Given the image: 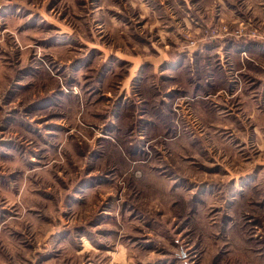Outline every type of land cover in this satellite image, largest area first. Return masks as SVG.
<instances>
[{
  "label": "rangeland",
  "instance_id": "374dc122",
  "mask_svg": "<svg viewBox=\"0 0 264 264\" xmlns=\"http://www.w3.org/2000/svg\"><path fill=\"white\" fill-rule=\"evenodd\" d=\"M247 1L0 0V264H264L244 87L205 89Z\"/></svg>",
  "mask_w": 264,
  "mask_h": 264
},
{
  "label": "crops",
  "instance_id": "0c3cea01",
  "mask_svg": "<svg viewBox=\"0 0 264 264\" xmlns=\"http://www.w3.org/2000/svg\"><path fill=\"white\" fill-rule=\"evenodd\" d=\"M212 2L215 9L210 12L215 17L229 18L232 17L234 22L240 19L242 14L241 5L234 2L228 3V0H208ZM184 6H175L174 13L169 12L172 21L176 24L186 23L188 26L191 20L187 18L189 12L181 9ZM245 15L251 18L256 23L261 22V27L264 30V0L247 1V8H245ZM243 11V12H244ZM179 17V18H178ZM209 51V59L206 64L207 72L217 78L218 83L214 85L211 83L205 87L208 92L207 96L214 95L217 99H223V91L229 87L232 93H240L244 87V91L240 94L246 97V106L241 109L235 118V122L240 124L244 120L249 119L254 122L252 131L247 132L244 129L243 133H248L247 138L259 145L260 149H264V39L261 37H242L239 36L220 40L213 46H206ZM244 55H247L244 57ZM171 64H174L171 63ZM214 73V74H212ZM220 74V78H218ZM233 76L234 78L230 77ZM223 76V77H222ZM212 78V77H211ZM231 78V79H230ZM242 81L245 83L243 84ZM240 89V91H239ZM227 99V98H226ZM219 102V101H217ZM206 107V105H203ZM202 106L200 107L201 110ZM241 108V107H240ZM248 111L245 119L241 116L242 111ZM203 113L207 108L202 109Z\"/></svg>",
  "mask_w": 264,
  "mask_h": 264
}]
</instances>
